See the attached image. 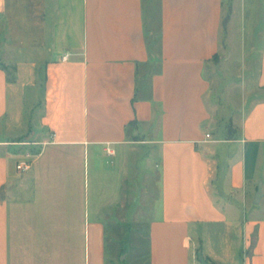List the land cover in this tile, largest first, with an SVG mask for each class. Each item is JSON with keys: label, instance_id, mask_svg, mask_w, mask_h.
Segmentation results:
<instances>
[{"label": "crops", "instance_id": "0c3cea01", "mask_svg": "<svg viewBox=\"0 0 264 264\" xmlns=\"http://www.w3.org/2000/svg\"><path fill=\"white\" fill-rule=\"evenodd\" d=\"M263 16L0 0V264H264ZM219 117L236 132L215 138Z\"/></svg>", "mask_w": 264, "mask_h": 264}, {"label": "rangeland", "instance_id": "374dc122", "mask_svg": "<svg viewBox=\"0 0 264 264\" xmlns=\"http://www.w3.org/2000/svg\"><path fill=\"white\" fill-rule=\"evenodd\" d=\"M150 12H151V8L147 4L146 16L148 18L147 25H148V28L149 29L152 28V23H150L151 22L150 21ZM260 20H261V27L262 26L264 27V16ZM238 27H239V30L241 29V32H242L243 31V27H241L240 22L238 24ZM240 54H241V51H240ZM237 57H235V58H237ZM238 58L240 59V55H239ZM243 74L244 73L242 71H240L239 76H241ZM9 75H12V72H9ZM216 91H218V88H216ZM232 94H233L232 95L233 102L234 103H241L242 104V102H243V100L245 98L244 88L241 87V88H238V89H235V90L233 89ZM224 122H226V121L221 120V118L219 117V118H217V124H219V125L208 130L217 139H220V138H223L224 137V127H225V124H227L228 132L230 134H234L236 132L237 128H238V125L235 122H233V121L226 122L225 124H224ZM26 131H27V129H25V133L26 134H24L23 136H21V138L23 140H29L30 139L29 134ZM19 150L20 151L23 150V152L25 153L27 150H30L31 151L32 149L30 148V146H22L21 148H19ZM144 178H145V175L143 174L142 170L141 169H137V172H136V180H137V183H136L137 184V187H136L137 188V190H136L137 206H138V202H139L138 201V199H139V191L142 190V187H143L142 186V181L144 180Z\"/></svg>", "mask_w": 264, "mask_h": 264}, {"label": "built area", "instance_id": "2783aa9c", "mask_svg": "<svg viewBox=\"0 0 264 264\" xmlns=\"http://www.w3.org/2000/svg\"><path fill=\"white\" fill-rule=\"evenodd\" d=\"M69 58L68 54H65L63 57V60H67ZM207 138H210L211 135L207 134L206 135ZM32 168V155L30 153L27 154L26 158L21 160L18 164H17V169L20 172L26 173L29 172Z\"/></svg>", "mask_w": 264, "mask_h": 264}, {"label": "water", "instance_id": "95a60500", "mask_svg": "<svg viewBox=\"0 0 264 264\" xmlns=\"http://www.w3.org/2000/svg\"><path fill=\"white\" fill-rule=\"evenodd\" d=\"M263 196V193H262V188L261 186L259 187V190H258V193L256 195V198H255V204H259L260 202V199L261 197ZM200 263L201 264H211L209 263L204 257L200 256Z\"/></svg>", "mask_w": 264, "mask_h": 264}]
</instances>
